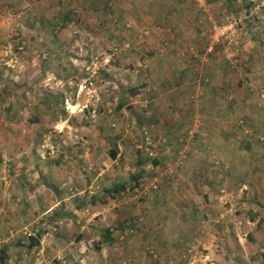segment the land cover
<instances>
[{"label":"rangeland","instance_id":"obj_1","mask_svg":"<svg viewBox=\"0 0 264 264\" xmlns=\"http://www.w3.org/2000/svg\"><path fill=\"white\" fill-rule=\"evenodd\" d=\"M16 1L0 0V247L12 245L8 264H65L61 252L85 264H264V0H109L110 10L99 0H30L26 14H13ZM68 8L80 24L53 42L54 17ZM233 17L230 45L215 40L211 22ZM76 29L91 41L79 56ZM192 108L185 125H170ZM139 166L135 192L82 216L112 226L116 209L133 200L140 232L112 246L89 235L76 245L79 223L48 221L56 197L85 189L100 197ZM42 227L37 247L16 244ZM188 228L187 243L175 245Z\"/></svg>","mask_w":264,"mask_h":264},{"label":"trees","instance_id":"obj_2","mask_svg":"<svg viewBox=\"0 0 264 264\" xmlns=\"http://www.w3.org/2000/svg\"><path fill=\"white\" fill-rule=\"evenodd\" d=\"M29 1L30 0H18L15 3H12L9 6L10 11L13 14L25 13L24 8L26 5H28ZM100 2H101L100 5L104 8H107L108 10H110V8H113V6H111V4L109 3V0H99V3ZM232 3H233V0H228L225 3V6L229 7ZM72 8H74V7L72 6ZM78 16H79V14L76 12V9H69L68 8L65 11L59 10L58 13L54 17L56 21L53 24H51L52 25V30H51L52 41L53 42L56 41L57 40L56 33H58L60 30H62L64 28H66L68 25L76 28L77 25L80 24V23H78V21H79ZM24 19H27L26 15H25ZM76 30H77V34L75 35V38H77V39H75L73 44L76 43V46H74V49L77 50L76 54L79 56V54H81L80 52L83 51V47L88 46V44H90L89 42H91V41H90V39H86L87 37L85 36V33L83 32V30H80V29H76ZM82 40H84L85 42ZM18 46H20V47H18V48L16 47L13 50L19 52L20 50L24 49L21 42H20V45H18ZM90 56H92V54H90L89 57ZM182 77L185 78V73H183ZM6 80L7 81L10 80L8 75L6 76ZM1 88H2L1 93H5L6 96L8 97L6 99H2L1 101L3 103H6L10 100V98H9V96L11 94L10 93L11 92L10 87L3 85V86H1ZM170 99H172V98L170 97ZM10 105H11V103H8V105L6 106L7 112H9L11 110ZM168 105H171L170 101L168 102L167 106ZM188 109L186 110L183 117H181L182 114L180 115L179 113H177L176 116H174L176 118H173V119L178 120V125L180 124V121L185 122V118L186 117L190 118L191 116H189V115L191 113H193L194 111H196V110H194V108L190 109L189 111H188ZM255 131H257V130H255ZM239 145L244 147L247 150L251 149V145L247 141H245L244 143H240ZM117 152H118L117 148H113L109 151V153L112 155V157H115ZM145 160H148V158H146ZM156 160H157L156 158L151 159L150 165L152 167L154 165L155 166L154 168H156L158 165V161H156ZM1 161L2 160L0 159V162ZM152 163H154V164H152ZM144 168H146V167H144ZM144 168L139 166L138 168H136V169H139L138 171H130V173H128V175H129L128 178L127 177L126 178H120V179H117V181L112 182L110 186H108L106 189H104L103 193L100 194V197H96V198L89 197L90 200H88L87 202L81 201V205H78V207H77L78 210H82V209L88 207V204L92 203L91 201H93V202L98 201V202L104 204V203H106V201L111 196L113 198H115V200H116V199L120 198V196L123 194H124V197H126L129 193L135 192V190L138 189L139 184H140V180L142 179L143 173L145 172L143 170ZM171 177H172V175H171ZM55 190H57V189L55 188ZM171 193L174 194V191L172 190ZM155 195L158 196V194H155ZM75 198H76V196H75ZM159 198H160V196H159ZM161 198H163V197H161ZM155 200L159 204L163 203V199L161 201H158L157 199H155ZM178 203L179 202H172V204L175 206ZM134 208H135V203L133 200L131 202H128V203L121 205V207L116 209L117 214L119 215V218L116 219L115 223L112 226H108V227H105L103 229L98 228V230L101 231V239L103 240L102 241L103 244L108 245V246H112L113 244H115L116 242L119 241V235L124 234L126 231H130V232L133 231L135 233H138L141 231V228L139 226L142 224V218H140L139 214L133 213ZM62 210H64V213H65V211L67 210V207H62L61 210L60 209H54V211L51 214H49L48 221H52L55 223L58 220H62L64 218V215L61 212ZM143 212H146V209H143ZM198 213L196 214V211H195V213H194L195 215H194L193 211H192L190 213V215L193 214L192 216L195 217L194 220H196V215H198ZM70 214H72V211H67L66 217L69 216ZM120 217H122V218H120ZM143 225H145V224L143 223ZM189 226H191L192 229H194L196 227L194 224H192L190 222H189ZM55 227H57V226H54L53 229ZM59 228H61V225L59 226ZM44 231H45V228H43V227L40 230L37 229L36 232L30 231L28 234H24V236H22L24 238L18 240L16 242V244H19L21 249H23V250L25 249L28 252L32 248L37 247L39 245L40 238L43 236ZM116 232H117V234H115ZM55 234H56L58 239L64 240V238L66 237L65 236L66 233L64 235V233H62L61 231L59 233H55ZM144 234H145L144 239H146L147 233H144ZM148 234H151V238H154V232H153V234L152 233H148ZM138 235H141V233ZM73 236H74L75 243L79 242L82 239V233H79V234H76ZM117 238H118V241H117ZM188 238H190L189 228L187 231L182 232L180 234L179 238L175 241V245H177V244L185 245V243H187L186 241ZM161 240L163 241V238H161L160 241ZM100 241L101 240L99 239L97 241L99 243H97V244H100L101 243ZM120 242H123V241H120ZM170 244L174 245V243H172V242ZM11 247H12V245H9V244H4L0 247V264H8V260L10 258L9 249ZM112 256L114 257L115 253H113ZM61 257H62V259H65V257H66L65 264H77L78 263V262L72 263L71 253L66 252V254L64 255V253L62 252ZM54 264H59V263L54 262ZM78 264H80V263H78ZM152 264H156V263L154 262Z\"/></svg>","mask_w":264,"mask_h":264},{"label":"crops","instance_id":"obj_3","mask_svg":"<svg viewBox=\"0 0 264 264\" xmlns=\"http://www.w3.org/2000/svg\"><path fill=\"white\" fill-rule=\"evenodd\" d=\"M171 8L172 7H170V10H171ZM181 23V22H180ZM180 123H182V125H185V122H181L180 121ZM171 126H180V125H178V120H176V119H174V122L172 123V124H170ZM168 131V130H167ZM175 135H178V132H176V134ZM167 150H169V149H167ZM65 174H67V175H73L74 173L73 172H67V171H65L64 172ZM116 176V175H115ZM68 177H63V180H61L63 183H62V185L63 186H67L69 189H71L72 190V178H70L69 177V180L68 181H66V179H67ZM57 189H59V188H57ZM86 190V189H85ZM85 190L84 191H80L79 192V194H77V193H75V194H72V195H66V196H63L62 194L59 196V197H56L55 198V202H53V208H55V209H62V207H69V208H67V210L65 211V213H64V210H62L61 212L63 213V215H64V218L62 219V220H59V222H65V221H72V220H74V222L77 224V223H79V225H80V229H79V231L77 232L78 234L79 233H82V239H84V237L85 236H87V235H89V237H91V238H93V239H100L101 241V243L100 244H98V245H101V246H104L105 244H103V240L101 239V231L100 230H98V228L99 229H103V228H105L107 225H103V226H105V227H98L99 225L97 224V223H93V221H91V220H93V217L92 218H89V219H86V215H85V217H83L82 216V214H84V212L85 211H88L89 210V206H99V205H101V204H103V203H100V202H98V201H95V202H93V201H91L92 203H89L88 204V207H86V209L83 211V209L82 210H78V205H81V201H88V200H90V195H86V196H84V194H85ZM64 191V190H63ZM62 192V191H61ZM63 193V192H62ZM78 195V197L80 198H78V197H76L75 198V196H77ZM108 202V201H107ZM107 202L105 203V204H107ZM172 202H175V201H172ZM125 203H128V201H124V203L123 204H125ZM159 204V203H158ZM135 209V208H134ZM133 209V210H134ZM156 209H158V207H156ZM67 211H72V214H70L69 216H67L66 217V212ZM155 211V210H154ZM89 212V211H88ZM74 214H78V217H76V215H74ZM114 217L116 218V219H118L119 218V215H117V216H115L114 215ZM120 218H122V217H120ZM152 221H153V219H151ZM102 221H103V219H102ZM160 220L157 218L155 221H153L152 222V224L154 225H156L157 224V222H159ZM66 225H69L70 226V224H68V223H66ZM93 226H95V227H93ZM97 226V227H96ZM108 227V226H107ZM61 228L63 229L62 231H61V229H60V231L62 232V233H66V228L64 227V225H61ZM69 228H71V227H69ZM159 233V235L158 236H162V238L164 239L165 237H167L166 236V234L164 235L163 234V230L161 231V232H158ZM66 236H67V234H66ZM89 237H87L88 239H89ZM90 238V239H91ZM82 239L79 241V242H77V243H75L76 245L77 244H79L81 241H82ZM93 239H91V240H93ZM159 239H161L160 237H159ZM162 241V240H161ZM87 243L89 244V246H91L90 245V243H89V241L87 240ZM171 246H172V244H170ZM170 246V247H171ZM75 247V246H74ZM79 248H81V247H79ZM70 249H72V248H70ZM80 251V250H79ZM61 254H62V252H61ZM72 256L74 257L75 255H73L72 254ZM81 263H80V262ZM79 261H76V259H75V261H73V262H78V263H80V264H85V260L83 261L82 259H80ZM104 263H105V261H103ZM77 263V264H78Z\"/></svg>","mask_w":264,"mask_h":264},{"label":"built area","instance_id":"obj_4","mask_svg":"<svg viewBox=\"0 0 264 264\" xmlns=\"http://www.w3.org/2000/svg\"><path fill=\"white\" fill-rule=\"evenodd\" d=\"M194 1L198 2L201 6H204V0H194ZM208 18H209V20H211L210 17H208ZM236 24H237V20L234 17L232 18V21H230L227 25H224V26L217 25V24H214L213 22H211V28H212L213 34H214L213 38L215 40H218L219 38L222 37L225 41H227V45H230L233 38H232L231 33H228V30L234 29ZM225 52H226V54H228L229 57L234 56V53L232 52L231 49H229L228 51L225 50ZM23 234H28V231H24Z\"/></svg>","mask_w":264,"mask_h":264}]
</instances>
